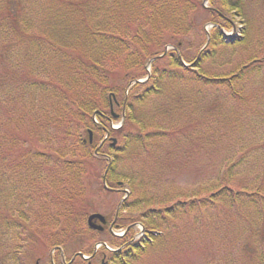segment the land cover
Here are the masks:
<instances>
[{"label": "trees", "instance_id": "trees-1", "mask_svg": "<svg viewBox=\"0 0 264 264\" xmlns=\"http://www.w3.org/2000/svg\"><path fill=\"white\" fill-rule=\"evenodd\" d=\"M247 1L210 0L212 6L204 8L203 0H0V54L13 70L5 65L0 74V190L34 189L36 176L26 167L16 171V165L26 166L31 157L48 155L31 147L33 140L64 143L70 139L73 146L67 159L56 151L58 161L51 165L59 171L58 177H48L46 186L54 192L55 208L42 207L41 217L35 218L37 222L23 202L16 203V207L8 204L0 211V264H15L17 257L19 264L25 251L41 242L60 254L59 264H67L61 250L84 229V219L77 214L75 202L85 191L87 163L98 158L93 152L97 138L105 141L99 154L106 162V181L110 183L122 160L139 158L152 148L150 145L158 147L173 138L178 153L187 154L205 149L210 153L220 146L215 144L224 136L219 125V103L214 97L212 104L205 105L207 93L203 88L224 86L239 104L246 98L243 83L250 66L219 75L209 74L203 63L215 57L220 47L231 45V38L223 31L231 23L225 11L245 16L242 13ZM201 10L210 15L215 25L203 40L206 49L192 58L185 48L196 45V39H189L191 35L204 33L203 23L196 19ZM168 45H173L174 50L167 51ZM150 62L151 74L147 69ZM143 78L147 79L140 82ZM134 81L131 92L123 93L119 102V93ZM11 82L13 90L8 86ZM111 103L123 110L125 121L119 128L111 126L115 121ZM146 107H150L149 113L140 115ZM19 148L27 150L24 156L17 155ZM226 148L230 157L221 159L225 166H216L219 171L211 178L216 190L204 198L151 206L140 214L144 223L129 221L143 224L145 243L162 233V226L174 213L185 209L214 207L225 200L234 208L256 204L264 207L262 185L250 180L242 183L233 176L251 160H231L238 143L232 150L230 146ZM261 148L264 145L251 150L240 145L236 152L243 158L250 154L249 158L263 152ZM126 169L129 172L114 182L117 190L124 187L125 180L135 181L136 175ZM36 172L40 173L38 168ZM132 185L128 190L133 191L123 202L127 207L139 204L134 191L137 186ZM7 194L13 198L10 191ZM131 231L132 228L124 236H117L123 240L118 249L104 247L110 256L101 264H129V257L136 256L132 251L141 247L127 239Z\"/></svg>", "mask_w": 264, "mask_h": 264}, {"label": "rangeland", "instance_id": "rangeland-1", "mask_svg": "<svg viewBox=\"0 0 264 264\" xmlns=\"http://www.w3.org/2000/svg\"><path fill=\"white\" fill-rule=\"evenodd\" d=\"M202 4L204 8L212 6L210 0H203ZM225 12L231 23L224 28V32L228 34L229 39L231 38V45L220 47L215 57H210L203 63V68L209 74L219 75H226L243 65L250 66V69L243 83L246 98L239 104L230 98L224 86L212 89L203 88L207 93L205 105L212 104L214 97L219 103V111L222 114L219 125L224 136L220 140L216 139L215 144L220 146L214 151L212 149L210 153L209 149H205L196 154H187L178 153L173 138L158 147L150 145L152 148H147L139 158L128 157L122 160L121 168L112 176L110 183L106 181L108 175L106 162L99 154V150H102L101 144L105 141H101V137L97 138L93 152L98 158L87 163L83 177L85 191L83 197L75 202L77 214L84 219V229L82 234L73 236L66 242L61 254L65 262L74 258L76 264H101L104 258L108 259L110 256L107 251H103L104 247L106 250H111L119 246L123 240L117 237L116 233L122 234L126 226L131 225L132 231L127 239L134 236L141 250L136 247L138 249L132 251L136 256L133 259L129 257V264H264V207L258 204L234 208L225 200L214 207L207 206L192 211L185 209L174 213L167 225L162 226V233L152 242L145 243L140 238L142 227L139 221L144 223L145 220L139 217L149 207L169 205L177 200L194 197L204 198L216 190V183L213 184L211 178L219 171L217 168L220 164L225 166V162L221 159L230 157L227 146H230L232 150L235 143H238L236 150H240V145L251 150L253 146L264 145V0L247 1L244 13H242L245 16H240L239 13L234 15L235 11ZM196 19L197 22L203 23L205 34L199 31L189 37L190 40L196 39V45L189 49L185 48L188 56L192 58L201 50L206 49L207 44H203V40L207 39L206 34L210 35L215 25L205 10H201ZM166 50H174V46L168 45ZM5 65L12 70L10 64L6 63L0 54V74ZM147 69L151 74V65H147ZM133 84L134 82L131 85L127 84L129 88L126 87L124 92L119 93L117 98L119 102H122L123 93L131 92L130 88ZM8 86H10L9 89H14L12 82ZM192 89L190 88V91ZM19 103L18 98L14 104L18 106ZM149 108H143L139 114L147 115ZM114 112L117 118L113 121L112 127L118 128L125 121V119L122 120L123 110L114 106ZM232 131L233 134H231ZM41 132V129L37 132V138ZM57 141H47L43 138L40 142L36 139L31 142V147L43 150L48 155H43L44 160L31 157L26 166L16 165V171L23 167L28 168L29 173L37 178L33 184L34 189L0 190V211L8 204L16 207V203L23 202L22 206L35 221L36 217H41L39 212L42 207L51 209L50 207L53 206L52 209L55 208L54 192L46 186L48 177H58L59 171L57 166L51 165L58 161L56 151L66 158L73 150L70 139H66L65 144L60 142L61 145ZM184 147L190 151L186 145ZM149 150L157 155L153 156ZM236 150L234 154L232 153V161L242 158L245 161L250 159L251 162L240 166L239 170L233 172L234 179L236 181L241 179L242 183L250 180L249 183L261 184L264 188V148H261L263 152H256L249 158L247 156L250 154H246L243 158ZM26 151L19 148L17 155L23 154L24 156ZM161 156L167 157L161 158ZM14 158L17 157L14 156ZM25 158L29 159L26 156ZM37 168L40 173L36 172ZM126 168H130L132 174L136 175L135 181L127 179L124 181V187L117 190L114 182L122 178L124 173L129 172ZM15 179L17 181V174ZM132 184L138 189L134 190L137 196L133 194L139 201L137 207L123 205L126 191L124 189H127L128 195L131 194L133 190H128V187L133 186ZM9 191L13 198L8 196ZM94 213L102 214L107 220L102 231L91 230L88 227V217ZM131 219L139 220L137 223L134 222L137 225L129 224ZM119 225L125 227L119 229ZM116 226L117 228L110 231L111 227ZM26 251L19 264H59L60 254L49 250L43 242L28 249V254ZM78 253H83V256L79 257ZM17 258L13 263L18 264ZM114 264L121 263L115 262Z\"/></svg>", "mask_w": 264, "mask_h": 264}, {"label": "water", "instance_id": "water-1", "mask_svg": "<svg viewBox=\"0 0 264 264\" xmlns=\"http://www.w3.org/2000/svg\"><path fill=\"white\" fill-rule=\"evenodd\" d=\"M113 109V107H112ZM116 117V115H115ZM90 141L92 142L93 141V137H92V133L90 134ZM114 143H116V139L113 140ZM97 152V151H96ZM105 179V178H104ZM106 188L107 185H106ZM97 221L100 222L97 223ZM106 223V218L105 216H103L102 214H99V213H94V214H91L89 217H88V225L90 228L92 229H96V230H99V231H102L104 229L103 225Z\"/></svg>", "mask_w": 264, "mask_h": 264}]
</instances>
